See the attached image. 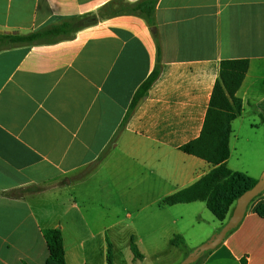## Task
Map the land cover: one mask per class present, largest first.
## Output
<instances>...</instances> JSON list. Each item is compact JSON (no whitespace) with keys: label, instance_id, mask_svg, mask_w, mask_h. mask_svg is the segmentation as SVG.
<instances>
[{"label":"crops","instance_id":"0c3cea01","mask_svg":"<svg viewBox=\"0 0 264 264\" xmlns=\"http://www.w3.org/2000/svg\"><path fill=\"white\" fill-rule=\"evenodd\" d=\"M109 1L0 0V34L67 17L89 24L69 40L0 51V264H45L48 228L61 231L66 264H108V244L118 264L112 253L126 227L142 259L136 243L185 244L188 235L192 251L223 222L212 215L219 224L199 231L203 202L162 200L212 168L179 148L199 136L221 60L248 61L228 169L240 172L231 162L249 142L239 141L242 124L253 127L257 115L264 125V0H158L161 70L127 116L156 43L136 16L98 20ZM262 171L259 158L256 172L240 173ZM262 204L264 193L201 264H264Z\"/></svg>","mask_w":264,"mask_h":264},{"label":"trees","instance_id":"16d2710c","mask_svg":"<svg viewBox=\"0 0 264 264\" xmlns=\"http://www.w3.org/2000/svg\"><path fill=\"white\" fill-rule=\"evenodd\" d=\"M157 2L158 0H137L134 2L111 0L98 11V20L130 15L142 19L150 29L153 28L151 32L156 43V64L149 77L133 97L126 116L131 113L139 98L158 78L161 70L160 45L155 29ZM86 18L87 16L63 18L57 24L45 26L26 34H0V51L18 46L30 47L72 39L78 30L89 25L86 23ZM247 69V59L220 61L218 79L213 85L199 136L179 148L183 153L210 164L212 168L192 185L165 197L162 200V205L172 206L200 201L205 204L207 210L218 221L224 222L226 216L232 212V207L237 199L255 185L256 179L244 173L231 171L226 166V160L229 156L230 123L240 114L241 110V101L235 94L244 79ZM262 193L264 191L256 197ZM257 213L264 217V204L257 208ZM223 225L224 223L208 240L191 251L197 257L186 264L202 263L211 250L200 251V248L212 240ZM235 228L226 232L224 238L231 234ZM41 235L48 251L45 264H66L61 231L58 228H48L41 230ZM170 244L175 245L176 241L173 239ZM129 249L134 259L141 258L132 240L129 242ZM107 262L111 264V244H108Z\"/></svg>","mask_w":264,"mask_h":264},{"label":"rangeland","instance_id":"374dc122","mask_svg":"<svg viewBox=\"0 0 264 264\" xmlns=\"http://www.w3.org/2000/svg\"><path fill=\"white\" fill-rule=\"evenodd\" d=\"M251 119L255 120V125L251 127V124L248 122V117H246V121L248 123H243L242 127L239 129V141L240 140H248L249 142L246 144V150L244 151V157L242 156L236 161L232 160V167L240 172H247V174H253L254 170L258 169V160L259 158H264V125L260 123V119L257 115H251ZM262 173V172H261ZM260 173V175H261ZM256 174V173H255ZM259 175V176H260ZM256 177L254 179H258ZM202 207L203 215L201 216V224L196 229L204 230L210 228L211 221H215V223L219 224L212 214L206 209L204 204H200ZM129 213L133 217V211L129 210ZM229 214L226 216V219L223 223L227 221ZM197 221V219H196ZM126 222L130 223V219H126ZM223 223H220L221 225ZM195 225H197L195 223ZM220 225V226H221ZM130 227H126V230L123 229L119 240L115 242L117 248L113 250L116 257L115 262L118 264H182L187 260L191 251H189L188 246L194 242L193 237H188L186 235L187 241L185 244L183 242H176L175 246L170 245V243H136L139 249V252L144 255V259L137 258L134 259L131 251L129 250L128 243L125 241L127 238ZM203 244V243H202ZM201 245V244H200ZM198 245V246H200Z\"/></svg>","mask_w":264,"mask_h":264},{"label":"water","instance_id":"95a60500","mask_svg":"<svg viewBox=\"0 0 264 264\" xmlns=\"http://www.w3.org/2000/svg\"><path fill=\"white\" fill-rule=\"evenodd\" d=\"M150 30L153 31V28H151ZM262 191H264V171H262L255 185L251 189L245 191L237 199L230 216L228 217L227 221L224 223V225L220 229L219 233L212 240L204 244L200 248V251L213 250L214 248H216L224 239L226 232H228L232 228H235L239 224V222L242 220L246 207L251 202V200L254 197H256L258 194H260ZM196 257H197L196 254L194 255L193 253H191L189 254L187 260L184 261V263L185 264L189 263L190 261L194 260Z\"/></svg>","mask_w":264,"mask_h":264}]
</instances>
